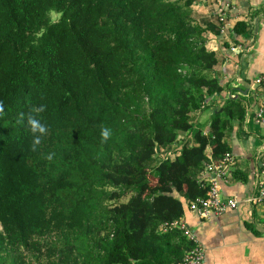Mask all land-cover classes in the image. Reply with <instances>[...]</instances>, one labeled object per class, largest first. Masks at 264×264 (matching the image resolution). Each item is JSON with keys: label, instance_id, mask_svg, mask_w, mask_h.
<instances>
[{"label": "trees", "instance_id": "1", "mask_svg": "<svg viewBox=\"0 0 264 264\" xmlns=\"http://www.w3.org/2000/svg\"><path fill=\"white\" fill-rule=\"evenodd\" d=\"M194 3L0 0V264L182 262L193 242L160 226L206 196L247 112L229 97L194 125L224 90ZM29 114L47 128L35 147Z\"/></svg>", "mask_w": 264, "mask_h": 264}, {"label": "crops", "instance_id": "2", "mask_svg": "<svg viewBox=\"0 0 264 264\" xmlns=\"http://www.w3.org/2000/svg\"><path fill=\"white\" fill-rule=\"evenodd\" d=\"M193 10L200 21L213 27L207 34L208 46L217 52L215 71L224 88L221 96L210 98L211 106L194 117L196 129L209 132L214 108L230 95L242 96L247 116L243 123L230 120L225 136L235 162L221 190L223 196L237 198L239 206L208 218L187 209L180 219L204 250L199 264H264V206L252 209L253 224L247 219L250 208L245 202L256 193L255 161L258 151L264 153V122L254 119L258 108H264V85L255 83L264 76V0H195ZM238 20L248 23L240 35L233 30ZM180 145H172L167 154L175 155Z\"/></svg>", "mask_w": 264, "mask_h": 264}, {"label": "built area", "instance_id": "3", "mask_svg": "<svg viewBox=\"0 0 264 264\" xmlns=\"http://www.w3.org/2000/svg\"><path fill=\"white\" fill-rule=\"evenodd\" d=\"M255 83L264 85V76H258L255 79ZM230 96L233 97V95ZM254 119L256 123L264 122L263 107L258 108ZM161 156L168 157L169 155L166 154ZM234 162V155L231 151H228L220 158L216 160L211 159L210 162L205 164V168L199 177V183L201 186L207 187L206 196L191 200L188 204L189 210L197 213L201 218H208L211 214H221L239 206V200L237 198L223 196L221 190V182L224 183L227 181L229 171ZM255 162V178L257 180L256 193L245 200L250 208L247 219L253 224L256 222L253 218L252 209L257 205L264 206V153L262 154V152L258 151ZM171 228L180 230L182 234L194 244L193 247L185 253L182 262L179 264H199L204 259V250L196 238L194 231L186 226L185 222L180 218L160 226L163 232Z\"/></svg>", "mask_w": 264, "mask_h": 264}, {"label": "clouds", "instance_id": "4", "mask_svg": "<svg viewBox=\"0 0 264 264\" xmlns=\"http://www.w3.org/2000/svg\"><path fill=\"white\" fill-rule=\"evenodd\" d=\"M43 106L34 108L33 111L35 113H40L42 112ZM27 126L30 128L31 133L33 134V147L36 145H39L41 142V137L46 135L47 133V128L46 126L41 123L39 119H37L35 116L29 114L27 116ZM111 135V130L107 127H104L101 129L100 136L103 140H107L109 136ZM51 155H49L48 159H51Z\"/></svg>", "mask_w": 264, "mask_h": 264}, {"label": "rangeland", "instance_id": "5", "mask_svg": "<svg viewBox=\"0 0 264 264\" xmlns=\"http://www.w3.org/2000/svg\"><path fill=\"white\" fill-rule=\"evenodd\" d=\"M53 17H54V18H57V16H56V15H53ZM129 195H130V194H128V196H129Z\"/></svg>", "mask_w": 264, "mask_h": 264}]
</instances>
